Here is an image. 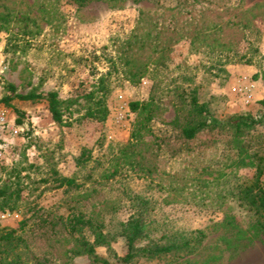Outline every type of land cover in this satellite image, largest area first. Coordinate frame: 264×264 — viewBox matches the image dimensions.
Listing matches in <instances>:
<instances>
[{"label":"rangeland","instance_id":"rangeland-1","mask_svg":"<svg viewBox=\"0 0 264 264\" xmlns=\"http://www.w3.org/2000/svg\"><path fill=\"white\" fill-rule=\"evenodd\" d=\"M8 84L55 91L63 122L0 102V263L264 264V214L242 203L264 187V0H0V99ZM192 100L221 125L186 140ZM74 214L105 235L82 229L97 259ZM130 218L135 247L187 246L123 262Z\"/></svg>","mask_w":264,"mask_h":264},{"label":"trees","instance_id":"trees-1","mask_svg":"<svg viewBox=\"0 0 264 264\" xmlns=\"http://www.w3.org/2000/svg\"><path fill=\"white\" fill-rule=\"evenodd\" d=\"M79 5H83L89 0H74ZM8 90L10 94L3 96L0 99V102H4L9 104V102L13 98H18L19 100H31V101H39L45 100L48 105V110L51 114V117L56 122H63L62 118V110L60 109V105L62 101L58 98L57 93L55 91H49L45 94L35 93V92H27V93H15V88L12 84H8ZM132 107L136 106V103L131 104ZM192 111H190V115L192 113H196L200 115L201 119H194L193 123H186L180 129V135L186 139H193L196 134L202 130L209 129L212 130L217 126H220L216 120L209 121L206 118V113L208 110L206 109V105L204 103L198 104L195 100H192ZM229 122V121H228ZM255 124V120L250 118L239 117L236 122H231V126H235L239 129V126L250 127ZM60 184H67L71 186L74 184V181L70 178H63ZM255 189V190H254ZM242 203L245 204L248 209L254 210L259 217L264 214V187L263 183L259 178L252 186H249L245 190V194L243 196ZM11 208V207H9ZM259 223V221H258ZM67 231L71 236H75V240L78 242L81 251L93 257V259H97V255L95 253V248L92 243H90L86 236L83 234L82 229L84 227L94 228V230L98 231L99 225L94 224L91 218H85L83 215H73L68 216L66 221L64 222ZM261 228L264 230V224L260 222ZM145 234V223L141 218H130L124 226V236L127 244V251L124 257L122 258L123 262L131 260L135 256H144V257H153L159 256L162 254H167L172 250H177L178 248H184L187 246V242H183L181 244H164V245H153V246H143V247H135L134 242L139 237ZM11 235V232H7L0 235V239H8ZM97 240L104 241L105 235L101 232H97ZM0 264H8V263H0ZM35 264H42L40 261H36Z\"/></svg>","mask_w":264,"mask_h":264},{"label":"built area","instance_id":"built-area-1","mask_svg":"<svg viewBox=\"0 0 264 264\" xmlns=\"http://www.w3.org/2000/svg\"><path fill=\"white\" fill-rule=\"evenodd\" d=\"M0 120L1 121H3V117L2 118H0ZM15 132H16V130H15ZM0 157H1V153H0ZM11 215H14V213H2L1 215H0V218L1 219H5V218H7V217H10Z\"/></svg>","mask_w":264,"mask_h":264}]
</instances>
